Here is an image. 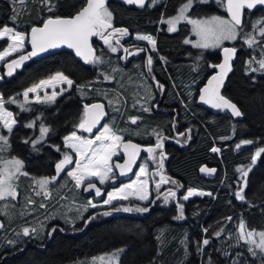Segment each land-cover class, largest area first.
<instances>
[{
  "label": "trees",
  "instance_id": "obj_1",
  "mask_svg": "<svg viewBox=\"0 0 264 264\" xmlns=\"http://www.w3.org/2000/svg\"><path fill=\"white\" fill-rule=\"evenodd\" d=\"M72 2L79 7L85 0ZM181 3L182 0H162L161 4L151 6L148 3L143 10H139L126 5L123 0L107 2L114 14L115 28H125L135 37L138 34L151 35L156 41L155 52L160 57L157 79L168 88L169 113L162 121L158 115L149 113L148 120L142 118L140 123L145 127L147 122V130L153 139L157 138L155 133L162 132V126L166 127L170 138L183 134L184 137L180 139L182 146L167 144V153L172 158L169 174L186 191L192 189L212 192L215 198L204 196L183 201L181 197H177L175 200L169 199L168 203H164L163 199L145 219L111 211L114 207H130L135 211L136 206L130 202H125L131 204L129 206L115 204L109 211L91 212L95 219L83 234H71L73 237L70 238L57 236L49 246L44 247V251H29L31 248L24 252L14 250L20 242H15L13 233L29 217H18L7 222L0 216V220H4V227L0 230V264H76L118 250L124 251L120 264H261L259 254L254 258L248 252L249 245L239 239V225L243 221L249 230L264 231V154L249 173L245 189L247 203L234 196L240 186L237 168L248 165L254 152L264 147V72H250L248 66L249 60L253 56L258 57L261 49L249 48L244 40L231 45L236 48L238 56L222 94L238 106L243 113V120L235 121L231 115L216 116L207 112L198 105L200 90L214 73L213 65L220 64L221 54L220 50L210 52L184 43L192 35L189 24H180L176 31H168L167 24L161 22L162 15L170 18L177 14ZM14 7L18 9L15 24L11 20ZM201 8L207 10L205 15L228 17L226 6L223 8L221 4L216 5L214 0L195 4L190 14L193 17L204 16L199 13ZM66 13L65 8L59 9L56 14ZM50 15L53 14L43 8L40 0H29L24 6L13 4L12 0H0V26L15 28L19 20V31L29 33L31 27L41 26L43 20ZM256 17L263 15H247L244 21L246 32L254 24ZM135 37V44L151 46L147 41L136 40ZM8 43L7 39H1L0 50L5 49ZM94 45L99 51L96 38ZM113 46L116 47L114 44ZM98 56H102V63L85 66L69 52H61L29 62L14 77H6L4 67L0 68L3 77L0 80V94L6 99L16 96L19 100V93L58 71H63L74 80L73 86L59 98L29 105L32 108L30 112L21 111L14 104L6 105L17 119L10 136L9 155L20 158L24 164L23 170L28 173L25 178L27 181H23L22 177L17 179L16 186L20 191V184L29 182L27 185L32 186L33 182L30 180L55 175L58 157L56 148H66L63 139L77 130L75 126L83 117L84 105L90 104L97 97L91 92H87L89 97L85 96L86 93L82 90L89 91L88 88L93 85L113 86L105 80V76L123 73L118 66L116 52L106 48ZM150 74H153L152 71ZM63 87L67 88L66 85ZM129 103L130 100L126 105ZM129 116H135V113L128 107L125 119L128 120ZM118 117L119 112L114 125ZM33 120L36 124L34 128L25 127V124ZM41 123L49 128V132L33 148L31 141L39 138ZM174 124L177 133H173ZM126 134L130 139L141 143L133 135V131ZM25 139L30 143H24ZM243 140H253L255 143L237 150L236 144ZM214 146L222 149L221 158L210 153ZM204 165L219 168L217 180L210 181L200 175V169ZM58 186L49 184L50 197L46 199L42 196L36 203L32 215L33 218L37 217L34 223L55 206V201L68 187L66 183ZM55 188L57 194L53 191ZM45 201L47 207L41 208L40 204ZM177 203L184 206L182 220L174 219L178 215ZM104 212H111V215H103ZM227 217H231V221ZM217 232L221 234L216 236ZM205 238L210 240L207 246L202 244ZM11 240L12 246L9 244Z\"/></svg>",
  "mask_w": 264,
  "mask_h": 264
},
{
  "label": "snow or ice",
  "instance_id": "obj_2",
  "mask_svg": "<svg viewBox=\"0 0 264 264\" xmlns=\"http://www.w3.org/2000/svg\"><path fill=\"white\" fill-rule=\"evenodd\" d=\"M13 4L24 6L29 0H12ZM207 0H182V3L178 9V14L171 18H164L162 15L161 22L168 25V31L174 32L177 30V24L181 21H187V23L193 25L194 34L198 37V40L193 44V47L207 49L210 47H220L225 40H236L237 37L242 36L244 43L249 48L259 47L261 49L258 57L253 56L248 66L252 72L258 70H264V18L258 19L252 24V30L250 32L244 31L243 21V9H255L257 6L264 7V0H217L218 3H225L226 11L229 18L225 19L220 16H212L209 19L199 20L192 19L187 14L193 8L194 4L206 3ZM43 8L53 15L48 16L43 20L42 26H33L29 33H22L16 31L14 27L8 25L0 26V39H7L11 43L8 46L0 50V61H5L7 57L12 56L14 53H21L16 58L7 61L8 72L7 75L11 76L14 70L20 68L23 63L32 57H36L41 53L48 52L49 50L59 49L66 47L73 50L77 57H80L85 63L99 64L103 62L102 56L96 55L95 49L92 47L91 38L99 37L104 45H106L110 51L115 53L117 48L113 46V37L117 34L124 36L129 35L128 30L125 28H115L113 26L114 14L107 4V0H85L82 6L77 7L72 0H40ZM123 3L128 5H136L140 8H144L146 3L151 6H156L162 3V0H123ZM67 9V13L64 15H57L59 9ZM18 9L13 8V16L11 20L13 24L18 18ZM111 30V31H109ZM107 33V35H106ZM136 40L147 41L152 46L151 50L156 51V41L151 35H136ZM31 45V51L24 53L25 43ZM116 44L120 43L119 39H116ZM184 43H191L189 40H185ZM127 55H135L140 52L146 51L144 48H137L133 52H129L128 48L123 49ZM224 62L219 65H213V67L219 68V72L213 75L208 80L207 84L200 90L199 101L209 105L211 108L219 110H230L231 114L235 117L242 116L243 113L238 106L230 99L221 94V88L224 84L227 74L231 71L230 60L236 52V48H224ZM258 64V68L252 67V63ZM153 65V58L151 55L147 56L146 66L148 72L151 73ZM3 79V77H0ZM111 76H105V80H112ZM153 79H155L153 77ZM59 83L60 85H66L67 88L61 87L60 93L55 91L51 95L45 91V89ZM74 84V80L63 71H58L54 75H50L47 79H41L38 83L33 84L31 87L26 88L18 96H22V100H18L16 96L11 98H5L0 94V126L6 129L8 134L13 132L14 127L17 124L12 111L6 108L7 104H16L21 111L30 112L32 108L29 107L32 103H44L52 101L56 95L62 94L64 91L70 89ZM157 87L163 91L164 86L157 82ZM44 92L41 96L40 93ZM30 94H32L30 96ZM110 107H114L117 112L120 111L119 105L121 99L119 97L115 99H108L107 101ZM143 111L150 112L151 109L141 105ZM107 115L105 111V105L102 103H94L91 105H84V114L80 122L75 126L79 131L92 135L93 129L100 125V120ZM141 117L129 116L128 122L132 125H136ZM36 126L35 120L25 124L27 128H34ZM175 127V125H173ZM126 130L117 128L113 125H103L98 129L97 134L93 138H84L77 135L76 131H73L69 136L64 138V145L71 149L78 159L73 160V157L68 153L63 154V159L56 164V175L51 178H45L37 181L40 191L37 195H43L46 199L50 197L49 184H54L60 177V173L64 172L68 165L74 164V167L66 172V175L75 183L77 189L83 188L84 191L94 190L96 196L102 195L101 189L91 182V178L98 179L101 185L106 181L112 180L114 182V169H119L120 175H126L132 171L134 165H136V159L141 151V146L132 143L131 140L125 139ZM49 128L44 126L43 123L39 126L40 136L38 139L32 140V146L41 143ZM135 134H139L136 132ZM157 142L154 146L144 148L143 150L149 153L151 159L157 163V171L152 172L151 176H159V180L155 181V187L159 193V189L162 184L172 183L177 184L175 180L166 177L163 173L164 160L167 159L166 154L162 151L163 139L159 133H155ZM183 135V134H181ZM190 139V137H188ZM24 143H30L28 139L24 140ZM255 143L253 140H243L236 144V149H241L244 145H251ZM8 146V136L0 134V153H3ZM60 151V148H56ZM160 150V151H158ZM213 152H219L220 149L212 148ZM123 152V163L114 162L113 157L120 155ZM264 154V147L258 148L254 155L251 157V162L246 166L237 168V172L240 173V186L234 193L235 199L247 203L245 196V189L248 186L249 173L253 170L257 160ZM0 201L6 199L16 200L19 193L17 186L14 183L20 176H27L28 173L24 171L23 161L18 158H7L0 156ZM138 172L134 173L136 180L131 183L125 184L115 191L107 193V199L103 201L104 205H112L116 200H127L130 195H135L136 199L141 201H149V173L148 168L145 165L138 166ZM202 173L212 175L216 172V169H209L202 167L200 169ZM141 177H144L141 179ZM85 180L89 182L85 184ZM177 193L169 189L168 193L164 197V203H168L169 197L175 198ZM209 196L215 198L212 192H202L189 189L186 195L182 196L184 201H187L191 196ZM159 199V196H157ZM28 203L34 204L31 199ZM252 206V205H249ZM41 208H46L47 205L41 203ZM96 208L98 205L93 203L91 199L87 201V205L84 206ZM178 215L174 219H184V206L177 203ZM133 211L130 207H114L112 211ZM135 211L148 212L149 208L137 207ZM0 214H5L0 212ZM103 215H111V212H104ZM95 219V217H90ZM227 220L231 221V217H227ZM3 223H0V228H3ZM240 235L239 239L243 240L245 244L249 245L248 252L254 257H258L261 260V264H264V231L256 232L255 230H249L246 228L245 223L242 221L239 225ZM35 229H29L25 227L23 229V235L28 236L30 232H34ZM223 231V229H221ZM207 233V229H205ZM221 232H217L215 235L219 236ZM255 236L259 237L257 241ZM210 240L205 238L202 241L203 246L209 245ZM203 251V248L199 249ZM120 255V250L113 252L110 260L117 261ZM236 264V262H234Z\"/></svg>",
  "mask_w": 264,
  "mask_h": 264
},
{
  "label": "flooded vegetation",
  "instance_id": "obj_3",
  "mask_svg": "<svg viewBox=\"0 0 264 264\" xmlns=\"http://www.w3.org/2000/svg\"><path fill=\"white\" fill-rule=\"evenodd\" d=\"M131 7H134V6H131ZM143 9H139V10H143ZM263 13H264V8L257 9L256 11L247 10L245 12V15H244V21H245L247 15L254 17L257 14H263ZM167 27H168V25H167ZM109 31H111V30H109ZM128 33H129V35L121 36V35L117 34L115 37H113V44L116 45V48H117L116 55H117V60H118V66L123 71V73H120V74L113 73V75H108V76H111L113 78L110 81L108 80V82L112 83L113 86L104 87V86H99V85H93V86H90L88 88L89 91L82 90V92L84 94L86 93L85 96H88V97H89V94H87V92L94 93L95 96H97L96 99L88 105H91V104L97 103V102H101L105 105L108 118H107L104 125H113L114 119H116L117 113H118L114 107H110L108 105V103H107L108 99H115V98L119 97L121 99V104L119 105V108H120L119 117H118V120H117L115 126L119 129L126 130L124 133L126 140H131V141L139 143L138 141L130 139L128 134H126L127 132L133 131L134 132L133 135H135L141 141V143H139V144H141L144 147L154 146L157 142V138L153 139V136L151 135V133L148 132L147 127H146L147 122H145V127H143V125L140 122L142 121V118L145 120H148L147 114H149V113L158 115L159 119H161V121L167 118L165 116H167L169 113V109L167 106L168 101H169L168 88L157 79V74H158L157 66H158V61H159L160 57L156 56V52L151 50V48H150L151 46L135 44L134 43V37L135 36L130 31H128ZM106 35H107V33H106ZM116 39L120 40L119 44L115 43ZM97 45H98V49H99V51L96 49L98 52V55L102 51L105 52V49L108 48L106 45L100 44L99 41H97ZM94 47H95V45H94ZM124 48H128L129 52H133L137 48H144V49H146V51L140 52L139 54H135V55H127L123 51ZM220 54H221V51H220ZM149 55H151L153 58V65H152V73L153 74L152 75L148 72V68L146 66L147 56H149ZM134 56H138V57H134ZM103 57L105 59H107V57H105V55H103ZM214 72H215V69H214ZM153 77L155 79H153ZM157 82H159V84L164 86L163 91H161V89L159 87H157ZM59 92H60V90H59ZM61 95L62 94H59V96L57 98H59ZM129 100L131 101V103H129V105L128 104L126 105V103H128ZM141 105H143L144 107L150 108L151 111L150 112L143 111ZM128 107H129L131 112L135 113V116L141 117V119L138 120L136 125L130 124L128 122V120L125 119ZM165 128L166 127L162 126V132L159 133L162 137L165 138L162 141V143H163L162 151L167 156V159L164 160L163 173L166 177H169V178H171V180H174L171 177V175L169 174V166H170V162H171L172 158H171V155L169 153H167V144L168 143L179 144L180 146H182L181 145L182 143H180V139L183 138L184 136H182L181 134H177L176 135L177 138H170L168 136V131H166ZM150 131H152V130H150ZM76 132H77V135H80L84 138H93L94 137V136L84 135L78 129L76 130ZM136 132H138L139 134H135ZM174 132L177 133L176 129L173 126V133ZM63 141H64V139H63ZM55 151H56V156H58L56 164L60 160L63 159L64 153H68L74 159V155L72 154V152H70V150L67 147L66 148L62 147L60 149V151H57V150H55ZM158 151H160V150H158ZM144 163L150 164V168L148 171V173H149L148 179H149V184L152 188V191L150 194L149 201L142 203L141 201H137V200H133V201L132 200H125V201H119V202L113 203L110 206L99 208V209L91 208V207H89L91 209H88V207H87L85 214L81 216V219L79 221L76 219H72L73 220L72 224H69L70 220L67 217L66 221L55 220L52 223L46 225L43 236L40 235V232L37 231L36 227L32 228V229H35V231L30 232V235L25 236V239L22 240L20 242V244L17 245V247L16 246H15V248L13 247L14 250L24 252V251L28 250L29 248H31L29 251H32L33 249H36V250L38 249L40 251H44V247L49 246L50 242H52L53 238H55L57 236L58 237L60 236L63 238H70V237H73V236H70L71 234L76 235V236L81 235V234H83L84 231H86L88 229V227L93 222V219H91V220L89 219L90 217L94 216L93 214L91 215V212H93V211H96V212L109 211V210H111L110 208L115 204H118V205L122 204L123 206H129L132 204L133 206H136L135 208L147 206L149 208V211L144 212V213L139 212V211H130V212H125L123 210L116 211L117 214H118V212L139 214V215L143 216V218L145 219L148 216H150L153 213V211L158 207V205L160 204V201L164 199V197L168 193L169 189H171L177 193L175 198L169 197L170 200H175L177 197H181V199H182V196L186 192L184 194H180L183 187L179 183H177V184H172V183L162 184L160 189H159V193H158L156 190V187H155V181L159 180V176H155V177L151 176L152 172L157 171V163L151 159L150 155H148V156L143 155L141 164H144ZM73 167H74V164L68 165L67 168H65L64 172L60 173V177L57 179V181L54 184H51V185L58 186L61 183H63V184L66 183L68 185V187L64 191L63 195H61L55 201L54 205L56 206L57 203L60 202L65 197L68 200H70L73 204L77 205V207H81L82 209H85L84 206L87 205V201L89 199H93L97 203H103V201L102 202L97 201L96 194H93L90 197H85L86 191H84L83 188H80V189L76 188L75 183L66 175V172ZM54 173L56 175V167H55ZM114 176L116 177L115 171H114ZM135 178L136 177H134L130 181L122 182L117 187H111V188L109 186H110L112 180L106 181L105 184H103V185H101L96 180H93L91 182L96 183L98 185V187L101 189V191H106V194H105V199H106L107 193H109L111 190L118 189L127 183H131L132 181H134ZM87 183L88 182H85V184H87ZM58 187H61V186H58ZM17 191H18L19 195H18L16 200H13V202L15 203L16 208L18 210H20L19 213L22 214L21 215L22 217H26V216L29 217L26 222L24 221L22 223V226H28L29 227L30 225H32L35 222V219H37V217L33 218L32 215L34 214V208H35L36 203H38L40 198H41L40 195H37V192H39L40 189H38V186H37V190H36L35 187L32 185L28 189L26 196H25L24 192L20 191L18 188H17ZM53 191H55V194H57L56 188ZM157 196H159V199H157ZM29 199L33 200L35 203L30 205L28 203ZM125 202H130L131 204H125ZM136 218H138V217H136ZM139 219H142V218H139ZM3 222H4V220L1 219L0 223H3ZM0 230H2V229L0 228ZM9 234H11V233H9ZM40 239H42V240H40ZM17 251H14V252H17ZM4 260H6V258H4Z\"/></svg>",
  "mask_w": 264,
  "mask_h": 264
},
{
  "label": "rangeland",
  "instance_id": "obj_4",
  "mask_svg": "<svg viewBox=\"0 0 264 264\" xmlns=\"http://www.w3.org/2000/svg\"><path fill=\"white\" fill-rule=\"evenodd\" d=\"M208 2V0H207ZM206 2V3H207ZM214 3L216 5H219L221 4L222 7L224 8L225 7V3H218L217 0H214ZM202 4V3H201ZM195 5V4H194ZM193 5V6H194ZM192 10V9H191ZM191 10L188 12V16L191 17L192 19H199V20H205V19H209L210 17L212 16H220L222 18H225V19H228L229 17L227 16H224V15H218V14H208V15H205L207 13V10L206 9H203L201 8V10H199V13H203L204 16H201V17H193L190 12ZM178 14V13H177ZM176 15V14H175ZM263 17H256L254 19V23L258 20V19H261V18H264V13L262 14ZM174 16V15H173ZM171 18V17H170ZM17 22L20 23V21L18 20ZM17 24L16 27H15V30L16 31H19V28L21 27L20 24ZM189 24L187 23V21H181L177 24V28L179 27L180 24ZM190 27H191V31H192V35L190 38H188L187 40L191 41V43H188V45H191L193 46V44L198 40V37L194 34V30H193V25L189 24ZM252 30V28H250L247 32H250ZM246 32V30H244ZM22 33H26L25 31H20ZM6 39V38H5ZM1 40V39H0ZM239 40H243V37L242 36H239L237 37L236 40H225L222 42L221 46L220 47H210V48H207V49H203V48H198V49H202V50H206V51H210V52H217L219 50H221L222 48H224L226 45H233L235 44L236 42H238ZM9 43H11L9 41ZM8 43V44H9ZM27 41L25 43V48H24V52L26 51L27 49ZM196 48V47H194ZM21 53H14L12 56H9L6 58L5 61H0V68L1 67H4V65L7 63V61L9 60H12L14 59L15 56H18L20 55ZM252 67H256L258 68V64H256L255 62L252 63L251 65ZM250 72H252L250 70ZM258 72H264V70H258L256 71L255 73H258ZM0 77H1V74H0ZM1 80V79H0ZM61 87H63V85H60L59 83H55L53 85H50L48 86L45 91H47V93L49 95L52 94L53 91L57 92V93H60L58 89H60ZM32 94H30L31 96ZM41 96L44 95V92H41L40 93ZM59 96L56 95L55 98H57ZM54 98V99H55ZM53 99V100H54ZM19 100H22V96H20ZM16 105V104H14ZM17 106V105H16ZM9 111H11L9 108H7ZM0 134L2 135H7L8 136V146L7 148L5 149V151L2 153L1 156H3L5 159L7 158H13V156L9 155V151H10V136L11 134H8L6 129H3L2 126H0ZM68 148V147H67ZM69 149V148H68ZM70 152H72V154L74 155V159L73 160H76L78 159V157H76L75 153L69 149ZM15 158H18V157H15ZM121 155H118V156H114L113 157V161L115 159H121ZM20 159V158H18ZM21 160V159H20ZM0 164H2V161H0ZM141 165H145L147 168H148V171H149V168H150V164L149 163H144V164H141ZM114 174V173H113ZM22 177V180L23 181H27L25 178H27L26 176H20L19 179ZM136 177V176H135ZM45 178H51V177H37L33 180H30L31 183L33 182V186L35 187V189L37 190V186H38V189L39 188V185L36 183L37 181L39 180H42V179H45ZM144 177H141V179H143ZM93 180H96L98 181V179H96L95 177L91 178V181ZM136 180V178L134 179ZM19 181V180H18ZM17 180L14 181V183L16 184ZM85 182H89L88 180H85ZM84 182V183H85ZM99 182V181H98ZM29 182L27 183H24V185H19L21 188H22V191L24 192L25 196L27 194V191L28 189L30 188L31 185H27ZM128 184V183H127ZM124 186V185H123ZM117 189H114V190H111V191H115ZM148 190H149V198H150V194H151V191H152V188L149 184L148 186ZM110 191V192H111ZM195 191H199V190H195ZM188 191H186V193L184 195L187 194ZM203 192V191H202ZM43 195L41 194L40 197H42ZM198 197H204V196H199V195H193L191 196L188 200H191V199H194V198H198ZM106 199H107V196H106ZM93 201V203H96L98 205V207H96V209H99V208H103V207H107V206H110V205H104L103 203H97L96 201H94L93 199H91ZM127 200H137V201H141V200H138L136 199L135 195H130L129 198ZM183 200V199H182ZM187 200V201H188ZM43 201V199H42ZM119 201H125V200H116V201H113V203H116V202H119ZM184 201V200H183ZM142 203L144 202H147V201H141ZM112 203V204H113ZM123 203V202H122ZM43 204L47 205V202L45 201ZM122 205V204H121ZM15 206V203L13 202V200H11L10 198L9 199H6L4 201H0V212H3L5 214H0V216L5 219L7 222H10V221H13L15 218H18V217H22L20 213V211H17V208L14 207ZM88 209H91L88 207ZM135 209V208H134ZM86 212L85 209H82L81 207H77V205L73 204L70 200H68L66 197L63 198L60 202L57 203L56 206L52 207L51 209H49L46 214H44V216L39 220V221H36V223H33L32 225H30L29 227L28 226H22L20 229H18L17 231H15L13 234L12 237H14V240L15 242H21L23 239H25V235H23V229L25 227L29 228V229H32L34 227H36L37 231L40 232V235L43 236L44 234V231H45V228H46V225L52 223L53 221L55 220H62V221H66V218L68 217V219L70 220L69 224H72L73 220L72 219H76V220H80L81 219V216L84 215ZM27 217V216H26ZM256 232H260V231H256ZM254 239H256L257 241L259 240V237L258 236H255ZM9 244L12 246L13 245V242L12 240L9 242ZM124 250V249H122ZM116 252V251H115ZM113 253V252H112ZM112 253H106V254H102V255H99V256H96L94 258H91V259H88V260H85L83 262H78L76 264H117V261L115 260H110V257L112 255ZM124 251H120V255H119V259H118V264H120V260H121V257L123 255Z\"/></svg>",
  "mask_w": 264,
  "mask_h": 264
},
{
  "label": "water",
  "instance_id": "obj_5",
  "mask_svg": "<svg viewBox=\"0 0 264 264\" xmlns=\"http://www.w3.org/2000/svg\"><path fill=\"white\" fill-rule=\"evenodd\" d=\"M107 2H108V0H107ZM147 4H148V3H146L145 7L147 6ZM126 5H128V4H126ZM128 6H134V7L138 8V9H143V8H140V7L136 6V5H134V4H133V5H128ZM260 8H264V7H262V6H257V8L252 9V10H253V11H256L257 9H260ZM247 10H249V9H246V8L243 9V21H244V14H245V11H247ZM227 14H228V12H227ZM228 16H229V15H228ZM41 26H42V25H41ZM37 27H39V26H37ZM29 32H30V31H29ZM94 38H96V40L99 41L100 44L104 45V43H103V41H102L99 37H92V38H91V44H92V47L95 49V51H96V55H98V52H97L96 48L94 47ZM224 48H233V46H225ZM224 48H223V49H224ZM234 48H235V47H234ZM223 49L221 50V62H220V64L224 62V52H223ZM30 51H31V45L27 43V51L24 52V53H28V52H30ZM61 52H69V53L72 54V55L77 59V61H78L79 63H81L82 65L87 66V65L90 64V63H85L80 57H77V56L75 55V53H74L73 50L67 49L66 47H62V48H59V49L49 50L48 52L41 53L40 55H38V56H36V57H32L31 59L25 61V62L23 63V65H22L20 68L15 69L13 75H11V76H8V75H7L8 68H7V66H6V64H7V63H6V64L4 65V73H5V76H6V77H14V76L17 74V72H18L19 70L23 69V68H24L29 62H31V61H39V60H41V59H43V58H46V57H48V56H51V55H54V54H58V53H61ZM237 56H238V52H237V50H236V52H235L234 55L232 56V59L230 60L231 71L227 74V76H226V78H225L224 84H223V86H222V88H221V90H220V91H221V94H222V91H223V89H224L225 84H226L227 81H228L229 76L231 75V73H232V71H233V67H234V64L236 63ZM134 57H138V56H134ZM218 65H219V64H218ZM214 69H215V72H214L213 75H216L220 70H219V68H217V67H215ZM213 75H212V76H213ZM212 76H211V77H212ZM211 77H210L209 79H211ZM209 79H208V80H209ZM208 80H207V82H208ZM207 82H206V84H207ZM206 84H205V85H206ZM205 85H204V86H205ZM204 86H203V87H204ZM222 95H223V94H222ZM97 103H101V102H97ZM93 104H94V103H93ZM102 104H103V103H102ZM198 105H199L202 109L206 110L207 112H209V113H211V114H213V115H216V116H219V115H231L235 121H242V120H243V116L235 117V116H233V115L231 114L230 110H219V109L211 108L209 105H206V104L200 102L199 99H198ZM105 111H106V108H105ZM106 113H107V111H106ZM107 118H108V115H105V116L100 120V125H98L97 128H94V129H93V133H92V135H89L88 133H85V132H82V131H81V133L84 134V135H87V136H94V134H96V133L98 132V129L100 128V126H103V125L105 124ZM131 142H132V143H135V144H137V145H139V146H141V151H140V153H139V155H138V157H137V159H136V165H134L133 168H132V171L129 172L128 174H126V175H120V174H119V169H114L116 177H115L114 182L111 181V184H110V186H109L110 188H111V187H117V186H118L119 184H121L122 182L130 181L131 179H133V178L135 177L134 173L138 172V170H139V169H138V166L141 165L143 155H145V156H148V155H149V153H147L146 151L143 150L144 148H147V147H144V146H142L141 144H139V143H137V142H134V141H131ZM148 147H150V146H148ZM120 155H121L122 158H121V159H116V160H114V162L123 163V160H124L123 152H121ZM202 167H207V168H209V169H216V172H215L214 174H212V175H209V174H207V173H202V172L200 171V175H201L204 179H207V180H210V181H215V180L218 179L219 174H220V170H219L218 167H208V166H206V165H204V166H202ZM95 184H96V183H95ZM96 186L98 187L97 184H96ZM185 191H186L185 189H182V191L180 192V194H184ZM101 192H102V195L96 197L98 202H102V201H104V199H105L106 191H101ZM93 194H95V191H94V190L86 191V193H85V197H90V196L93 195ZM127 214H129V215H134V216L136 215V217H138V218H143V216H141V215H139V214H132V213H127ZM7 257H8V256H7Z\"/></svg>",
  "mask_w": 264,
  "mask_h": 264
},
{
  "label": "built area",
  "instance_id": "obj_6",
  "mask_svg": "<svg viewBox=\"0 0 264 264\" xmlns=\"http://www.w3.org/2000/svg\"><path fill=\"white\" fill-rule=\"evenodd\" d=\"M215 148H218V147H215ZM218 149H219V148H218ZM211 152L220 155V151H219V152H213V151L211 150Z\"/></svg>",
  "mask_w": 264,
  "mask_h": 264
}]
</instances>
